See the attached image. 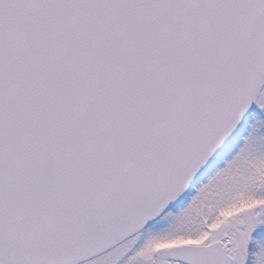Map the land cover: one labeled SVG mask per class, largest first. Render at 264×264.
I'll return each mask as SVG.
<instances>
[{"label": "snow or ice", "instance_id": "1", "mask_svg": "<svg viewBox=\"0 0 264 264\" xmlns=\"http://www.w3.org/2000/svg\"><path fill=\"white\" fill-rule=\"evenodd\" d=\"M0 264H264V0H0Z\"/></svg>", "mask_w": 264, "mask_h": 264}]
</instances>
